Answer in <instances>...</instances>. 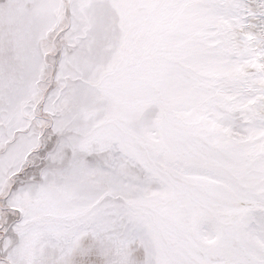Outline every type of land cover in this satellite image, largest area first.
I'll list each match as a JSON object with an SVG mask.
<instances>
[{"label":"snow or ice","instance_id":"snow-or-ice-1","mask_svg":"<svg viewBox=\"0 0 264 264\" xmlns=\"http://www.w3.org/2000/svg\"><path fill=\"white\" fill-rule=\"evenodd\" d=\"M0 264H264V0H0Z\"/></svg>","mask_w":264,"mask_h":264}]
</instances>
